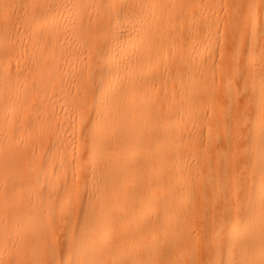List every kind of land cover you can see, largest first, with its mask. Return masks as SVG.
<instances>
[{
  "label": "bare ground",
  "instance_id": "1",
  "mask_svg": "<svg viewBox=\"0 0 264 264\" xmlns=\"http://www.w3.org/2000/svg\"><path fill=\"white\" fill-rule=\"evenodd\" d=\"M52 226L64 264H264V0H0V264Z\"/></svg>",
  "mask_w": 264,
  "mask_h": 264
},
{
  "label": "rangeland",
  "instance_id": "2",
  "mask_svg": "<svg viewBox=\"0 0 264 264\" xmlns=\"http://www.w3.org/2000/svg\"><path fill=\"white\" fill-rule=\"evenodd\" d=\"M205 5V4H204ZM221 8V7H220ZM224 12V11H223ZM216 15H220V16H222V10H219L218 12H217V14ZM213 18H216L215 16L213 17ZM213 32H215L214 31V29L211 31V33H213ZM215 38H216V33H215ZM258 51V49H257V47H256V49L254 50V52H257ZM213 53L215 54V62H214V68H213V79H215V80H217V78L220 76V74H219V65H220V61H219V52H218V50L216 49V47L214 48V51H213ZM240 58V60L242 61V68H243V70L247 67V62H246V59H245V53H242L241 54V56L239 57ZM258 62V61H257ZM219 74V75H218ZM249 82H250V79L249 78H247V79H245V80H242V81H240V86H244V85H247V84H249ZM253 98H254V96H253ZM250 100H251V102H250ZM249 100V102H248V104L246 105L245 103H244V101L242 100V99H240L239 101H238V103L234 106V107H232L230 104H229V102L230 101H228V99L227 100H224V102H223V105H224V109H225V111H223L224 113H232V109H235L236 110V112H238V113H241V115H243V113H245V111L246 110H248V108H249V112L251 113V115H254L255 114V112H256V107H255V102H254V99H250ZM216 105V104H215ZM215 108V107H214ZM213 107H212V111H211V113L212 114H214V116H216V110L214 109ZM232 108V109H231ZM229 127H230V125H229ZM219 128H221L218 124H216L214 127H213V134H214V136H216V138L217 139H220V140H223V138H225V136L226 135H228V133H226L224 136H219L221 133V129H219ZM225 130V129H224ZM227 131V130H226ZM226 131H224V132H226ZM230 131V130H229ZM223 132V133H224ZM219 134V135H218ZM210 181V180H209ZM226 185L224 186V189H223V191H224V198H225V200H226V203H229V200L227 199V195L229 194V192L231 191V189H232V187L231 186H229L227 183H225ZM222 191V192H223ZM84 196V195H83ZM83 200H84V198H83ZM216 204V203H215ZM214 204V205H215ZM224 205V204H223ZM221 206V203H219L218 205H215V208H219ZM225 206V205H224ZM80 217H81V209L78 211V213H77V216H76V222H79V220H80ZM75 225L77 226L78 225V223H75ZM53 227V226H52ZM60 228H64L63 230H61L60 229V231H59V228H56V227H53V229H57L55 232V243H56V245H57V248L58 249H60V252H61V254H59V255H57V257L55 256V257H51L52 255H49V253H48V256H49V258H50V264H55V263H57V264H64V261H65V259L66 258H70V257H67L66 255H65V253H66V250H67V238H66V234H65V232H64V230L67 228V227H60ZM42 248H44L47 252L48 251H50V248H49V245L47 244V242H45V245L42 247Z\"/></svg>",
  "mask_w": 264,
  "mask_h": 264
}]
</instances>
